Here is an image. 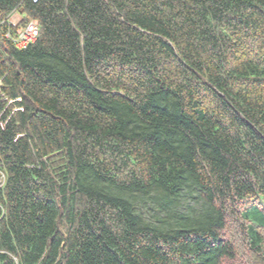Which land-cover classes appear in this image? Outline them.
<instances>
[{
  "label": "trees",
  "instance_id": "trees-1",
  "mask_svg": "<svg viewBox=\"0 0 264 264\" xmlns=\"http://www.w3.org/2000/svg\"><path fill=\"white\" fill-rule=\"evenodd\" d=\"M0 264H264V0H0Z\"/></svg>",
  "mask_w": 264,
  "mask_h": 264
},
{
  "label": "built area",
  "instance_id": "built-area-1",
  "mask_svg": "<svg viewBox=\"0 0 264 264\" xmlns=\"http://www.w3.org/2000/svg\"><path fill=\"white\" fill-rule=\"evenodd\" d=\"M18 23L19 22L13 16L9 19V24L13 28L17 27ZM38 36L39 27L36 21H31L24 28L16 30L14 35L12 32H7L6 34V37L8 39L13 38L16 46L21 49H24L30 44H33L37 40Z\"/></svg>",
  "mask_w": 264,
  "mask_h": 264
},
{
  "label": "clouds",
  "instance_id": "clouds-1",
  "mask_svg": "<svg viewBox=\"0 0 264 264\" xmlns=\"http://www.w3.org/2000/svg\"><path fill=\"white\" fill-rule=\"evenodd\" d=\"M14 17L19 23H18V25H17V27H12V26H10V24H9V19L11 18V17ZM22 19H23V17H22V14L20 13V12H17V11H14L10 16H9V18L6 20V23L8 24V26H9V30H8V32H12L13 33V35L15 34V32H16V30H18V29H20V28H24L25 26H27L28 24H29V22H28V24L27 25H25L24 27L23 26H21V21H22ZM34 21H36L37 23H38V21L37 20H34ZM38 27H39V23H38ZM6 36V35H5ZM7 38V37H6ZM38 39V38H37ZM10 40L14 43V45H15V47L16 48H18L17 46H16V44H15V42H14V40H13V38H10ZM37 41V40H36ZM35 41V42H36ZM34 42V43H35ZM33 43V44H34ZM30 45H32V44H30ZM29 45V46H30ZM28 46V47H29ZM28 47H26V48H24V49H27ZM19 50H24V49H21V48H18Z\"/></svg>",
  "mask_w": 264,
  "mask_h": 264
},
{
  "label": "rangeland",
  "instance_id": "rangeland-1",
  "mask_svg": "<svg viewBox=\"0 0 264 264\" xmlns=\"http://www.w3.org/2000/svg\"><path fill=\"white\" fill-rule=\"evenodd\" d=\"M31 21H34V20H31Z\"/></svg>",
  "mask_w": 264,
  "mask_h": 264
},
{
  "label": "bare ground",
  "instance_id": "bare-ground-1",
  "mask_svg": "<svg viewBox=\"0 0 264 264\" xmlns=\"http://www.w3.org/2000/svg\"><path fill=\"white\" fill-rule=\"evenodd\" d=\"M31 22V21H30Z\"/></svg>",
  "mask_w": 264,
  "mask_h": 264
}]
</instances>
